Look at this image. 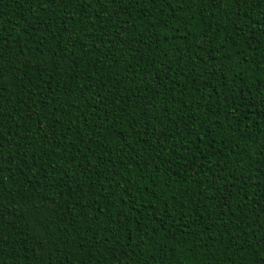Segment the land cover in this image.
<instances>
[{"label":"trees","instance_id":"1","mask_svg":"<svg viewBox=\"0 0 264 264\" xmlns=\"http://www.w3.org/2000/svg\"><path fill=\"white\" fill-rule=\"evenodd\" d=\"M0 264H264V0H0Z\"/></svg>","mask_w":264,"mask_h":264}]
</instances>
